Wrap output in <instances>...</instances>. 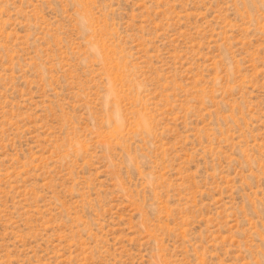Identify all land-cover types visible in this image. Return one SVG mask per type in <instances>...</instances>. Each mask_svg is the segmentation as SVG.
Listing matches in <instances>:
<instances>
[{
  "label": "rangeland",
  "instance_id": "1",
  "mask_svg": "<svg viewBox=\"0 0 264 264\" xmlns=\"http://www.w3.org/2000/svg\"><path fill=\"white\" fill-rule=\"evenodd\" d=\"M0 264H264V0H0Z\"/></svg>",
  "mask_w": 264,
  "mask_h": 264
}]
</instances>
